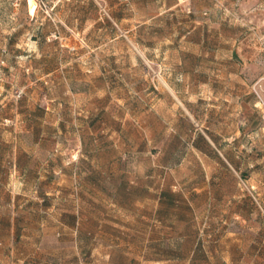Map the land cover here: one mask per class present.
<instances>
[{"label":"rangeland","instance_id":"1","mask_svg":"<svg viewBox=\"0 0 264 264\" xmlns=\"http://www.w3.org/2000/svg\"><path fill=\"white\" fill-rule=\"evenodd\" d=\"M33 1L0 0V177L32 180L15 264L117 263L120 239L190 264L261 246L264 0ZM76 189L77 260L57 209Z\"/></svg>","mask_w":264,"mask_h":264},{"label":"crops","instance_id":"2","mask_svg":"<svg viewBox=\"0 0 264 264\" xmlns=\"http://www.w3.org/2000/svg\"><path fill=\"white\" fill-rule=\"evenodd\" d=\"M163 5H167L166 9H172L174 4H167L164 3ZM253 6V5H251ZM250 41L244 42L238 40V45H240V54L243 58L248 57H255L258 54V50L253 52V55H249L243 48L249 44ZM167 89H172L168 84H166ZM14 166H16V163H13ZM18 170H25L24 167L17 166ZM10 170V169H9ZM10 172L13 173L12 170ZM73 178L70 181V185L72 186ZM32 180L26 177H15L14 175L10 174V176L1 178L0 177V264H3L5 261V264H15V261L24 263V261L27 259L28 255H25L20 253L16 256V250L18 249L17 243L20 244L21 240L24 238V231L23 228L26 225L23 221L22 216L15 217L14 211H28L26 202L27 198H30V195H26L25 189L23 187H27L31 185ZM86 185H89V183H85ZM78 185V183H77ZM79 186V185H78ZM163 192V191H162ZM161 192V193H162ZM67 197H70L71 201H75L77 205L75 207H71L70 209H63L57 208L60 212V224L64 226L62 228V231L64 229L68 228L71 231V235L73 236L72 241L74 240V249H75V260L78 258V240H79V234H80V228H79V222H78V202L80 201L81 195L78 194V190L73 193V190L70 192ZM34 199H38L39 201H45L46 197L44 195H35L33 196ZM61 199H63V196H60ZM104 195V199H105ZM103 199V200H104ZM157 202L160 199V196L158 194L157 196ZM160 201V200H159ZM75 203V204H76ZM40 210L45 209L48 210L47 206H42L40 204ZM25 209V210H24ZM11 214V215H10ZM69 216L70 222H66L63 220V217ZM37 224V227L40 226V223L38 221H35ZM43 224V223H42ZM41 224V225H42ZM89 231L86 232V235H89ZM64 232H61V237L59 239H62V235ZM57 235L59 233L57 232ZM16 239V240H14ZM58 239V240H59ZM15 241V242H14ZM15 243L16 245L13 246L12 243ZM153 240H150L147 246L138 245V247H134L136 251L133 253L132 245H130L127 242L122 241L120 239L117 241V243H113L115 246L118 247L120 253L122 254V257L117 261V263H114L112 259H104L103 261L106 264H190V259H184L182 256L177 257H158L157 255L153 256L152 250H153ZM22 243V242H21ZM253 250L251 252H244L240 256H238L236 259L233 260L232 264H264V243H262L261 246H257L254 248L252 246ZM150 251L149 255L146 256V251ZM57 250V249H56ZM122 250V251H121ZM4 252H6L4 254ZM58 251H56L55 254H53L51 251L48 252V250L44 251L42 255H40L39 259L37 260L39 264H60L57 262V259H60L58 254ZM9 261V262H7Z\"/></svg>","mask_w":264,"mask_h":264},{"label":"bare ground","instance_id":"3","mask_svg":"<svg viewBox=\"0 0 264 264\" xmlns=\"http://www.w3.org/2000/svg\"><path fill=\"white\" fill-rule=\"evenodd\" d=\"M28 1V9L31 13L34 12L35 10V4H34V1L33 0H27Z\"/></svg>","mask_w":264,"mask_h":264},{"label":"trees","instance_id":"4","mask_svg":"<svg viewBox=\"0 0 264 264\" xmlns=\"http://www.w3.org/2000/svg\"><path fill=\"white\" fill-rule=\"evenodd\" d=\"M161 194L163 196V195L167 194V191H163ZM168 195H170V194L168 193Z\"/></svg>","mask_w":264,"mask_h":264}]
</instances>
